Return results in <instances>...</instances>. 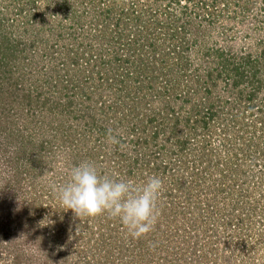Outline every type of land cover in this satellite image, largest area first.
<instances>
[{
  "label": "rangeland",
  "instance_id": "rangeland-1",
  "mask_svg": "<svg viewBox=\"0 0 264 264\" xmlns=\"http://www.w3.org/2000/svg\"><path fill=\"white\" fill-rule=\"evenodd\" d=\"M18 4L0 0V264H264V0ZM81 162L161 178L154 230L61 207Z\"/></svg>",
  "mask_w": 264,
  "mask_h": 264
},
{
  "label": "clouds",
  "instance_id": "clouds-1",
  "mask_svg": "<svg viewBox=\"0 0 264 264\" xmlns=\"http://www.w3.org/2000/svg\"><path fill=\"white\" fill-rule=\"evenodd\" d=\"M106 138L114 146L122 142L119 133L112 128L107 130ZM162 187V179L155 175L136 185L131 180L100 174L94 164L81 162L69 170L68 182L54 191L61 207L70 209L75 217L107 214L119 220L131 239L138 240L155 228Z\"/></svg>",
  "mask_w": 264,
  "mask_h": 264
},
{
  "label": "trees",
  "instance_id": "trees-1",
  "mask_svg": "<svg viewBox=\"0 0 264 264\" xmlns=\"http://www.w3.org/2000/svg\"><path fill=\"white\" fill-rule=\"evenodd\" d=\"M14 1L16 2V6L18 7V5H19L18 3L20 2V0H14ZM197 122H198V120H197ZM199 124H200V126L203 127V129H204V126H206L204 117L201 118V121H199ZM200 126H199V127H200ZM203 129H202V130H203ZM197 146H198V145H197ZM195 148H196V147H195ZM201 148L204 149V150L206 151V144H205V145H202Z\"/></svg>",
  "mask_w": 264,
  "mask_h": 264
}]
</instances>
